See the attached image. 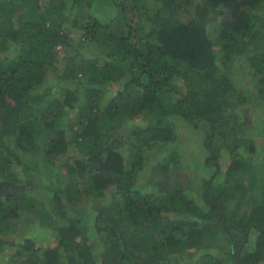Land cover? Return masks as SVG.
Returning <instances> with one entry per match:
<instances>
[{"label": "trees", "instance_id": "obj_1", "mask_svg": "<svg viewBox=\"0 0 264 264\" xmlns=\"http://www.w3.org/2000/svg\"><path fill=\"white\" fill-rule=\"evenodd\" d=\"M251 100L264 106V0H0V253L15 248L8 264H238L255 231L240 262L264 264ZM174 118L203 130L215 171L179 176L173 151L150 193L137 181L147 151L177 141ZM33 223L48 245L16 236ZM221 231L226 261L205 248ZM191 248L201 259L181 263Z\"/></svg>", "mask_w": 264, "mask_h": 264}, {"label": "rangeland", "instance_id": "obj_2", "mask_svg": "<svg viewBox=\"0 0 264 264\" xmlns=\"http://www.w3.org/2000/svg\"><path fill=\"white\" fill-rule=\"evenodd\" d=\"M60 57H65V52L62 51L60 53ZM243 74L239 73V68H234V76L237 79H240ZM244 77V76H243ZM252 87V86H251ZM249 94V92L247 91ZM250 106L256 107L255 109V122L250 127V130H254V138L257 141V145H262L264 141V106H260V102L252 101L249 103ZM68 121V117L65 120V122ZM172 123L174 125V129L177 135V141L173 143H165L158 148H155V150L151 149L150 151H147L148 158L146 160V164L143 168V171L141 172L139 178H138V185L144 187L147 189L150 193L156 191V187L153 186L152 179V173H153V166L155 163L161 159H164L168 156L167 159L170 158V156L173 154V151L175 154L178 155L179 162L177 164V174L179 173V176H182L187 173H192L195 169H198L201 167V172L203 175H205V178L209 180V178L212 176V174L215 171V166L211 165L206 167L205 158L208 156V151L204 150V138L205 134L202 129H194L190 127L189 125L185 124L181 119L174 118L172 120ZM256 154L255 156V164L261 163L264 159L263 154L260 152ZM229 154L226 150H223L221 153V156L219 157V162L221 163V169L224 170V168L228 164ZM46 161H43L42 159L39 160L38 167L39 169H45ZM13 169H17L16 165H13ZM200 170V169H199ZM45 170H41L42 173H44ZM181 178V177H180ZM243 183V182H240ZM259 185V184H258ZM261 187L258 190H256L257 194L256 197L260 198L262 195V191L264 190V185H260ZM231 202V201H230ZM229 204H232L229 203ZM185 217H192V216H185ZM184 218V217H183ZM25 224H28V220L25 221ZM20 227V222H19ZM18 228L16 236L20 239V235L28 234L27 231L31 230V232L34 233V231L37 232L36 240L38 244H44L48 245L50 243V240L48 239L47 233L43 231L38 225L33 223L31 227L23 226L21 228ZM89 235L94 237L95 231L91 229V224H89ZM230 232L229 231H221L218 233V235L215 238H209L207 240V243H209L208 246L210 248L205 247L209 251L212 252L214 255H218L220 258H224L226 261L227 256L230 254V251L232 250L229 239H231ZM234 236V235H233ZM257 236V232L251 231L249 233L248 241L246 244L243 245V247L240 250V255L243 253H246L248 251H251L254 249V240ZM13 237H15L13 235ZM236 237V236H235ZM237 238V237H236ZM245 248V249H244ZM8 249V248H6ZM239 247L237 248V253ZM188 252L195 253L196 254L191 257L188 260V256L182 257L181 263L188 262L190 260H196L201 259V251L196 249H188ZM15 253V248L8 249L7 253H0V264H8L7 258L11 254ZM230 264V263H229ZM232 264V263H231Z\"/></svg>", "mask_w": 264, "mask_h": 264}, {"label": "water", "instance_id": "obj_3", "mask_svg": "<svg viewBox=\"0 0 264 264\" xmlns=\"http://www.w3.org/2000/svg\"><path fill=\"white\" fill-rule=\"evenodd\" d=\"M246 241H247V236H246V238L242 241V243H241V245H240V247H239V251H238V255L236 256V258H237V263L238 264H242L241 262H240V258H239V256H240V250H241V248L243 247V245L246 243Z\"/></svg>", "mask_w": 264, "mask_h": 264}, {"label": "clouds", "instance_id": "obj_4", "mask_svg": "<svg viewBox=\"0 0 264 264\" xmlns=\"http://www.w3.org/2000/svg\"><path fill=\"white\" fill-rule=\"evenodd\" d=\"M244 239H245V238H244ZM247 241H248V237H247ZM247 241H246V243H247ZM246 243H245V244H246Z\"/></svg>", "mask_w": 264, "mask_h": 264}]
</instances>
